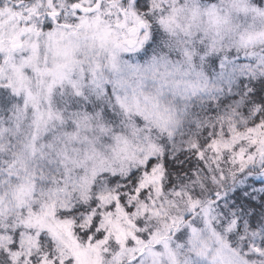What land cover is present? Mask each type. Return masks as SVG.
I'll return each mask as SVG.
<instances>
[{
    "label": "clouds",
    "instance_id": "obj_1",
    "mask_svg": "<svg viewBox=\"0 0 264 264\" xmlns=\"http://www.w3.org/2000/svg\"><path fill=\"white\" fill-rule=\"evenodd\" d=\"M134 3L0 0V258L33 264V254L48 252L43 233L59 264H129L133 246L123 237L150 230L144 264H264V245L249 239L246 247L244 234L217 218L198 221L183 240L172 227L187 223L194 200L208 207L213 192L245 176L264 177V98L241 96L216 115L193 111L194 98L217 99L221 90L206 75L204 57L235 49L253 58L243 73L264 77V4ZM157 30L163 46L140 58ZM216 125L221 140L227 129L233 147L205 149L202 157L193 146ZM184 149L194 166L174 174L167 155ZM154 158L165 163L159 183L137 195L127 217L112 210L123 178ZM93 201L100 227L86 238L91 221L69 212Z\"/></svg>",
    "mask_w": 264,
    "mask_h": 264
},
{
    "label": "snow or ice",
    "instance_id": "obj_2",
    "mask_svg": "<svg viewBox=\"0 0 264 264\" xmlns=\"http://www.w3.org/2000/svg\"><path fill=\"white\" fill-rule=\"evenodd\" d=\"M141 0H135L133 7H140ZM78 5H73V8L78 9ZM145 8L148 7L147 4L144 5ZM141 25H143V21H140ZM141 31H144L141 28ZM150 38V37H149ZM207 131V130H206ZM221 128L219 125H216L214 128L211 129V134L208 135L207 139L203 140L202 143L194 145V149L198 152V154L202 157H206V152H212L213 154L221 153L226 150L232 149L233 143H230L227 140V137L230 133L225 128L223 130V135L225 137L224 140L220 139ZM258 129L250 128L249 133L256 132ZM239 135L238 133L236 134ZM235 141V137L233 138V142ZM255 143V140H253ZM243 150L240 153L236 154L239 157H243ZM227 159V157H225ZM165 163L162 162L158 158H154L145 162L142 166V170H140L139 175L136 172L131 173L130 175L123 178L124 183L118 185V190L115 196H113L111 200V209L115 210L123 217H127V214L132 209L136 208V198L139 194L140 196H144L146 190L150 185H156L162 178L164 174ZM130 182V183H129ZM110 183H115V181H110ZM103 198V197H101ZM98 201H93L91 205H80L78 208L71 209L69 214L79 212L80 213V221H91V228H86L83 232L84 236L87 238L91 231H94L100 227V220L101 215L99 214V209H96L93 212V208ZM127 209V211H125ZM105 211H109L105 209ZM109 214H111L109 212ZM216 211H215V202H210L208 207L201 208L199 206V201L194 200L192 202V212L190 213V217L186 224L181 225L179 223L173 222L172 227L174 228L175 232L177 233V238L182 235V230H185V227L190 228L192 231H195V228L192 227L196 222L202 220L205 223H214L216 220ZM127 223L132 224V221L129 219ZM140 227L143 229L144 220L141 219L138 221ZM229 230H235L237 233L243 232L242 239H245V246L248 247L249 239L254 241H259L262 245H264V230H248L239 229L238 228V218L233 217L227 224ZM150 230H145L140 233L131 232L129 235L131 239H128L127 236L123 238L127 240L128 245L133 246L130 248L132 252V257L129 260V264H144L145 258L143 255V248L141 247L144 244L145 239H152L149 235ZM251 232V236L247 235ZM100 235L103 236V231L100 232ZM118 238H120L118 236ZM21 232L18 230L16 232L14 242L10 245L13 251H18L21 247ZM40 246L41 249L44 248L45 244H47L48 252L47 255L42 254V252H38L33 254L30 259L33 264H49L51 261L52 264H59V260H53V253L51 251L52 244L51 241L47 240L46 236L41 233L40 237ZM23 259V258H22ZM10 264V261L7 256L0 258V264Z\"/></svg>",
    "mask_w": 264,
    "mask_h": 264
},
{
    "label": "trees",
    "instance_id": "obj_3",
    "mask_svg": "<svg viewBox=\"0 0 264 264\" xmlns=\"http://www.w3.org/2000/svg\"><path fill=\"white\" fill-rule=\"evenodd\" d=\"M252 60L253 58L249 56H236L232 59L226 70L220 72L214 80L221 85V90L217 93L218 98H205L202 103L194 98L193 111L197 114L203 112L216 115L222 113L228 104L240 99L241 96L264 98V77L254 78L241 71L243 65L251 63ZM187 151L184 149L175 155L171 152L167 155V166L174 174L188 171L194 166V160L191 156H187ZM195 159L198 160L199 157ZM252 178L257 180L253 181ZM248 181L245 195L237 198V201L241 200L237 211L238 221L241 225H246L248 229L262 228L264 230V192L260 191V188L264 186V180L250 176ZM234 206V204L230 205V210Z\"/></svg>",
    "mask_w": 264,
    "mask_h": 264
},
{
    "label": "rangeland",
    "instance_id": "obj_4",
    "mask_svg": "<svg viewBox=\"0 0 264 264\" xmlns=\"http://www.w3.org/2000/svg\"><path fill=\"white\" fill-rule=\"evenodd\" d=\"M260 4H264V0H259ZM164 36L162 30H157L153 33L150 37L149 41L146 42V48L138 50L141 53V57L143 58L144 55H147L149 51L154 52L158 47L163 46ZM236 56L245 57L242 52H238L235 49L230 50L227 55L223 53H216L210 56L204 57L202 61L203 68L205 70L206 75L209 77L210 80L214 81L220 72L226 70L229 63L232 59H235ZM199 59V58H198ZM194 175V174H193ZM255 177V176H254ZM250 176H245L239 181L235 186L231 187L230 190L217 193L213 192L211 194V198L215 202V211L218 213L217 219L221 224L226 225L234 216L238 217V206L240 201H237V198H240V195L244 196L246 193V186L248 184V179ZM259 179H263L264 177H258ZM253 181H256V178H252ZM234 204V208H229L230 205ZM200 224H203V221H199ZM197 223V222H196ZM195 223V224H196ZM238 228L245 229L247 228L246 225H241L238 221ZM248 229V228H247ZM190 228L185 227V230H182V235L179 236L178 239L183 240L185 238V233L188 232ZM248 230H262V228L256 229H248ZM243 234V232H241Z\"/></svg>",
    "mask_w": 264,
    "mask_h": 264
}]
</instances>
